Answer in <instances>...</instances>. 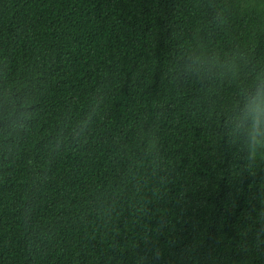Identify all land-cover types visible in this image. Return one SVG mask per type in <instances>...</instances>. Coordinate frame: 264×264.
<instances>
[{
	"label": "trees",
	"instance_id": "trees-1",
	"mask_svg": "<svg viewBox=\"0 0 264 264\" xmlns=\"http://www.w3.org/2000/svg\"><path fill=\"white\" fill-rule=\"evenodd\" d=\"M257 74L264 0H0V264H264Z\"/></svg>",
	"mask_w": 264,
	"mask_h": 264
},
{
	"label": "clouds",
	"instance_id": "clouds-1",
	"mask_svg": "<svg viewBox=\"0 0 264 264\" xmlns=\"http://www.w3.org/2000/svg\"><path fill=\"white\" fill-rule=\"evenodd\" d=\"M236 74V65L228 66ZM231 115L225 123L229 139L240 153L245 165L264 161V74H257L250 84L236 93Z\"/></svg>",
	"mask_w": 264,
	"mask_h": 264
}]
</instances>
